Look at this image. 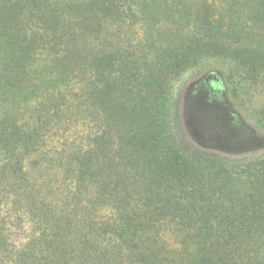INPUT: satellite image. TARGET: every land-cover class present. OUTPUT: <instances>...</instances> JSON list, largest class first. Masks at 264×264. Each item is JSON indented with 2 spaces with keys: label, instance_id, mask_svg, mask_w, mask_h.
<instances>
[{
  "label": "trees",
  "instance_id": "trees-1",
  "mask_svg": "<svg viewBox=\"0 0 264 264\" xmlns=\"http://www.w3.org/2000/svg\"><path fill=\"white\" fill-rule=\"evenodd\" d=\"M214 57L262 81L264 0H0V264H264V158L172 100Z\"/></svg>",
  "mask_w": 264,
  "mask_h": 264
},
{
  "label": "rangeland",
  "instance_id": "rangeland-1",
  "mask_svg": "<svg viewBox=\"0 0 264 264\" xmlns=\"http://www.w3.org/2000/svg\"><path fill=\"white\" fill-rule=\"evenodd\" d=\"M172 100H180L185 132L195 146L235 158H264V75L252 83L232 60L206 58L175 81Z\"/></svg>",
  "mask_w": 264,
  "mask_h": 264
}]
</instances>
